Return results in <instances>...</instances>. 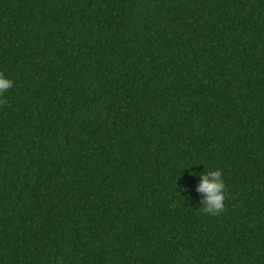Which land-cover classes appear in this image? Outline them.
<instances>
[{
  "label": "trees",
  "instance_id": "obj_1",
  "mask_svg": "<svg viewBox=\"0 0 264 264\" xmlns=\"http://www.w3.org/2000/svg\"><path fill=\"white\" fill-rule=\"evenodd\" d=\"M0 74V264H264V0H0Z\"/></svg>",
  "mask_w": 264,
  "mask_h": 264
},
{
  "label": "clouds",
  "instance_id": "obj_2",
  "mask_svg": "<svg viewBox=\"0 0 264 264\" xmlns=\"http://www.w3.org/2000/svg\"><path fill=\"white\" fill-rule=\"evenodd\" d=\"M13 86V81L0 74V95H3ZM198 175L199 183L195 191L202 194L201 210L209 215H216L224 209L225 183L219 168L203 170Z\"/></svg>",
  "mask_w": 264,
  "mask_h": 264
}]
</instances>
